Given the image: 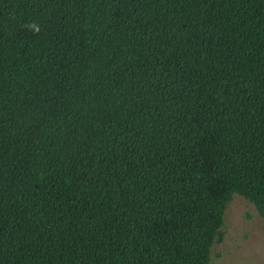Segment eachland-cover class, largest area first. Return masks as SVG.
<instances>
[{
	"label": "trees",
	"instance_id": "trees-1",
	"mask_svg": "<svg viewBox=\"0 0 264 264\" xmlns=\"http://www.w3.org/2000/svg\"><path fill=\"white\" fill-rule=\"evenodd\" d=\"M235 193L264 0H0V264H209Z\"/></svg>",
	"mask_w": 264,
	"mask_h": 264
},
{
	"label": "rangeland",
	"instance_id": "rangeland-1",
	"mask_svg": "<svg viewBox=\"0 0 264 264\" xmlns=\"http://www.w3.org/2000/svg\"><path fill=\"white\" fill-rule=\"evenodd\" d=\"M224 240L215 243L209 264H264V216L235 193L225 212Z\"/></svg>",
	"mask_w": 264,
	"mask_h": 264
},
{
	"label": "clouds",
	"instance_id": "clouds-1",
	"mask_svg": "<svg viewBox=\"0 0 264 264\" xmlns=\"http://www.w3.org/2000/svg\"><path fill=\"white\" fill-rule=\"evenodd\" d=\"M37 31H38V29H37Z\"/></svg>",
	"mask_w": 264,
	"mask_h": 264
}]
</instances>
